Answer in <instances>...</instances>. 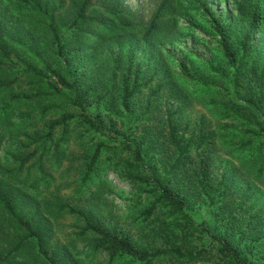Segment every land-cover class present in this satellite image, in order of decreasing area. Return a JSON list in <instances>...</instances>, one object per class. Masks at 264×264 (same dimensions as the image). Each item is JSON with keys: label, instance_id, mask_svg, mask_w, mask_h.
I'll return each instance as SVG.
<instances>
[{"label": "trees", "instance_id": "trees-1", "mask_svg": "<svg viewBox=\"0 0 264 264\" xmlns=\"http://www.w3.org/2000/svg\"><path fill=\"white\" fill-rule=\"evenodd\" d=\"M98 1L0 0V148L8 160L0 156V264H79L51 244L53 221L62 214L79 221L76 236L85 246L74 256L83 264L97 253L105 256L99 264H264V0H238L246 32L236 46L206 3L195 0L222 35L226 66L223 74L211 65L202 84L211 90L217 76L226 80L229 73V91L213 101L220 117L235 125L217 120L221 125L212 132L199 118L188 136L183 128L191 122L181 121L185 98L155 115L153 98L163 83L142 96L157 67L147 78L145 68L129 60L117 62L106 81L85 78L82 60L90 67L104 39L143 31V24L136 27L118 8H108L116 31L81 47L84 26L103 22L92 16ZM169 4L164 1L141 37L147 53L165 32ZM21 21L30 29L23 31ZM254 52L261 61L251 64ZM181 72L188 74L184 67ZM71 130L80 149V184L111 168L136 189L127 215L138 227L135 236L107 229L85 210L38 201L51 169L64 160Z\"/></svg>", "mask_w": 264, "mask_h": 264}, {"label": "rangeland", "instance_id": "rangeland-1", "mask_svg": "<svg viewBox=\"0 0 264 264\" xmlns=\"http://www.w3.org/2000/svg\"><path fill=\"white\" fill-rule=\"evenodd\" d=\"M44 2L45 0H41ZM52 1V0H50ZM165 0H99L95 13L92 16L103 21L97 25L91 22V26H84V35L81 47L91 43L95 39L99 40L104 37V32L114 29V18L111 19L106 14L108 8H118L119 14L132 21L133 25L138 27L143 24V31L135 30L134 34L116 32V40L104 39V44L97 48L95 62L87 66L86 59L82 60V72H85V78L88 79L92 75L97 76L100 80L106 81L111 78L113 68L121 62L120 67L124 66L129 60L134 63H140L145 68V77H150L157 67L159 74L152 80L149 89H146L142 96L145 98L147 93L155 91L160 82L163 87L156 93L153 98V108L155 115H162L166 103L172 101V105H176L181 99L185 98L183 117L181 121H190L188 128H183L188 136L193 128V123L203 118L208 130L215 132L221 123L235 125L234 119L221 118L217 110L216 102L226 89L229 91L231 78L229 73L225 79L215 78V84L211 85V90L205 88L202 84L203 77L207 75L209 67H219L224 74L226 66L221 59V50L219 46L222 35L216 33L209 19L203 15L195 6V0H170L171 9L164 18L162 23L165 26V32L161 35L157 42L149 45V53L142 43L141 37L159 7ZM206 3L219 22L225 27V36L234 44L240 41L246 32L245 22L236 14V5L238 0H201ZM264 12V1H263ZM104 24V25H103ZM23 31L30 28L21 21ZM71 34L67 36V40L71 39ZM264 35V32H263ZM30 37H35L32 30ZM138 40L141 41L138 44ZM264 40V38H263ZM260 44V46H259ZM258 51H260L261 40L258 41ZM34 45L26 43V47L32 48ZM143 48V49H142ZM44 49L34 52L42 55ZM35 51V50H34ZM261 61L258 53L254 52L250 58V63L255 64ZM181 67L186 68L188 72L184 75ZM122 71H117L118 80ZM118 82V81H117ZM246 84V79L242 81ZM24 81H20V88L23 89ZM204 88V91L200 90ZM228 97V96H227ZM221 101V100H219ZM216 103V104H215ZM211 105V106H210ZM92 112H94L92 110ZM184 127V126H183ZM142 132V128L138 127L135 131L136 135ZM74 130H71L72 138L62 146L64 160L62 164L50 171V180L45 188L39 190L38 201H48V203H63L75 208L85 210L87 214L92 215L95 219L104 224L107 229L115 233L128 234L131 237L138 230L135 225L131 226L132 218L127 215L133 214V202L136 200V189L125 180H121L118 171L114 169H101L98 176H93L91 182L86 185L80 184V167L78 162V153L80 149L76 145ZM105 137L108 136L105 133ZM117 148L120 147L119 142H115ZM5 150L0 148V156L2 163H8L4 157ZM216 173V172H215ZM100 187L104 192H100ZM198 219L197 216H194ZM79 221L76 217L62 214L53 221L51 229V244L57 243L64 247L66 256L78 260L79 264H83L80 259H76L77 250L82 251L85 241L76 233L79 231ZM136 244H140L136 241ZM85 252V251H84ZM90 264H99L105 261V256L100 253L90 254L85 257ZM46 264V263H45Z\"/></svg>", "mask_w": 264, "mask_h": 264}]
</instances>
